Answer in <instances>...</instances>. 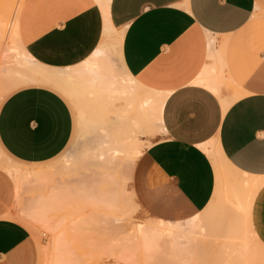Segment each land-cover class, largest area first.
I'll return each mask as SVG.
<instances>
[{"label": "crops", "instance_id": "0c3cea01", "mask_svg": "<svg viewBox=\"0 0 264 264\" xmlns=\"http://www.w3.org/2000/svg\"><path fill=\"white\" fill-rule=\"evenodd\" d=\"M17 38L30 61L70 77L62 87L31 81L30 74L19 79L38 83L0 103L2 150L28 164L58 155L74 126L59 90L66 93L92 71L102 81L116 76V60L133 83L125 88L140 92L130 98L154 106L161 128L133 168L139 205L158 220L192 222L219 193L224 198L225 163L237 201L213 217L236 218V209L246 228L215 226L214 235L240 238L215 241L207 264H264V0H24ZM219 89L239 96L225 98ZM17 197L13 175L0 167V264H34L30 229L13 217Z\"/></svg>", "mask_w": 264, "mask_h": 264}, {"label": "rangeland", "instance_id": "374dc122", "mask_svg": "<svg viewBox=\"0 0 264 264\" xmlns=\"http://www.w3.org/2000/svg\"><path fill=\"white\" fill-rule=\"evenodd\" d=\"M23 1L0 0V103L12 90L38 83L19 79L29 78L30 71L41 66L4 45L6 41L22 51L11 24L18 19ZM119 65L113 60L117 77L104 75L103 79L108 78L102 81L92 68L91 75L73 81L66 93L56 88L71 105L74 126L67 145L54 158L23 163L0 147V167L17 183L13 217L30 229L34 264H207L213 258L215 241L228 244L240 238L236 233L214 235L215 226L227 223L235 231L246 228V219H239L236 209V218L231 219L230 214L225 221L213 217L224 207L232 208L230 200L237 201L238 185L231 182L234 172L223 164L227 173L219 189L223 188L224 198L219 193L210 209L181 224L187 227L186 233L157 235L153 229L163 224L139 205L131 186L140 151L161 136L157 110L139 96L130 98L133 90L125 86L133 83ZM227 81L224 85L231 86ZM133 92L140 93L138 88ZM219 93L230 99L239 96L236 90L226 95L219 89ZM122 136L129 139H116ZM132 154L136 156L132 158ZM140 224L148 230H138ZM164 226L181 229L179 222Z\"/></svg>", "mask_w": 264, "mask_h": 264}, {"label": "bare ground", "instance_id": "6f19581e", "mask_svg": "<svg viewBox=\"0 0 264 264\" xmlns=\"http://www.w3.org/2000/svg\"><path fill=\"white\" fill-rule=\"evenodd\" d=\"M17 23H18V19L15 21V23H12L11 24V31H12V33L14 35L15 40L18 39L17 38ZM106 31H107V34H106L107 36L106 37L109 38L110 35L108 34V29ZM110 39H113V38L110 37ZM16 41L18 42V40H16ZM115 41L118 42V39H116ZM5 44L8 47V50H10V52H15L14 54H20V56L22 54V56L25 57L26 60H30L29 54L25 51V49L21 46V44L19 42L17 44H19L18 46L21 47L22 51H20L19 50L20 48H18L16 46H10L11 44L9 45L7 42H5ZM22 56H21V58H23ZM17 57H19V56H17ZM25 59H22V60H25ZM23 62L24 63H27V61L26 62L23 61ZM29 63H31V62H29ZM27 69H28V67H27ZM30 75H32L31 78L32 77L34 78V79L33 78L30 79L31 81L47 82V83H51V84L56 85V86H59V87H62L63 83L66 82V80L68 81V79L70 77L66 73H63V71L62 72H58L57 70H52V69H47V68H35V69H32L30 71ZM213 87H215V86H213ZM223 102H224L225 107H227L229 105L226 100H224ZM141 153H142V150L140 151V154ZM119 155H120V153H119ZM133 155L134 154H132V158H133ZM134 156H136V155H134ZM159 222L161 224H163V225L161 227H158V228L153 229V230L161 238H163V237H173L174 235H176L179 232V229H177L175 227H166V226H164V224L166 223L165 221L159 220ZM137 228L141 232H144V231H147L148 230L147 229V226H145L143 224H140V226L137 227Z\"/></svg>", "mask_w": 264, "mask_h": 264}]
</instances>
